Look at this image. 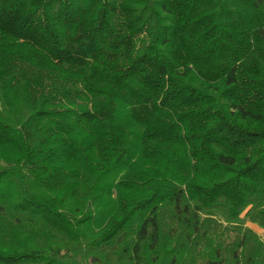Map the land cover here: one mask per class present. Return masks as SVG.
<instances>
[{"label": "trees", "instance_id": "trees-1", "mask_svg": "<svg viewBox=\"0 0 264 264\" xmlns=\"http://www.w3.org/2000/svg\"><path fill=\"white\" fill-rule=\"evenodd\" d=\"M264 0H0V264H264Z\"/></svg>", "mask_w": 264, "mask_h": 264}, {"label": "rangeland", "instance_id": "rangeland-1", "mask_svg": "<svg viewBox=\"0 0 264 264\" xmlns=\"http://www.w3.org/2000/svg\"><path fill=\"white\" fill-rule=\"evenodd\" d=\"M244 224L249 226L253 230H255L258 233V235L261 237V239H263V241H264V229L263 228H261L260 226H258L255 223H252L249 221H245Z\"/></svg>", "mask_w": 264, "mask_h": 264}]
</instances>
